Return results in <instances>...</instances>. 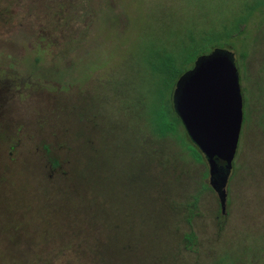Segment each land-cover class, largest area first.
Returning a JSON list of instances; mask_svg holds the SVG:
<instances>
[{
    "label": "rangeland",
    "instance_id": "374dc122",
    "mask_svg": "<svg viewBox=\"0 0 264 264\" xmlns=\"http://www.w3.org/2000/svg\"><path fill=\"white\" fill-rule=\"evenodd\" d=\"M243 20L229 49L245 106L226 209L201 192L200 249L184 252L190 226L175 204L202 189L207 166L154 134L145 57L179 55ZM256 249L264 0H0V264H248Z\"/></svg>",
    "mask_w": 264,
    "mask_h": 264
},
{
    "label": "water",
    "instance_id": "95a60500",
    "mask_svg": "<svg viewBox=\"0 0 264 264\" xmlns=\"http://www.w3.org/2000/svg\"><path fill=\"white\" fill-rule=\"evenodd\" d=\"M174 109L189 137L210 163L211 184L227 205V179L237 155L243 122L241 76L232 51L201 55L174 90ZM223 161L225 165L220 166Z\"/></svg>",
    "mask_w": 264,
    "mask_h": 264
},
{
    "label": "trees",
    "instance_id": "16d2710c",
    "mask_svg": "<svg viewBox=\"0 0 264 264\" xmlns=\"http://www.w3.org/2000/svg\"><path fill=\"white\" fill-rule=\"evenodd\" d=\"M243 22L245 21L243 20L239 22L233 27L232 30H229L226 35L220 33L218 35H208L207 37H204L203 40L206 41L204 44L195 45L185 51L182 50L181 54L179 55L169 52L166 50V48H155L149 52L147 59L145 57V61L150 68L154 82V88L152 89V92L154 94L155 101L154 105L152 106L150 117V122L153 124L154 134L159 138H164L167 136L176 138L184 146V148H186L188 154L196 162L205 163L207 166V170L204 172V179L201 182L202 189H200V191H198L196 194L188 197L184 202L175 204L176 209H174L176 212L181 214L182 221L186 222L190 226V229L181 234L177 240V247L184 252H196L198 249H200V239L197 232L193 228V221L200 214V195L202 191L207 189L214 191L216 190L211 184L210 163L208 159L191 140L180 117L177 115L174 109V90L179 78L188 70L193 68L195 61L199 56L208 54L215 48L223 47L228 50L235 48L236 44L235 42L233 43L231 41V38H234L236 33H242L243 30L241 29V25ZM210 44H212V48L210 47L211 49L208 46ZM208 49L210 50L207 51ZM157 151L159 150L157 149ZM51 165L53 166V169L56 167H61L60 161L56 159L52 160ZM219 165L223 166L225 163L221 161ZM229 175L227 179V185L229 181ZM208 178L209 181L207 180ZM218 197L220 200V207L222 208V202L219 193ZM165 258H168V256L166 255ZM103 264L108 263L103 262ZM218 264L235 263L233 261H229L227 258H222ZM248 264H264V253L260 254V250L256 249L252 259L250 258Z\"/></svg>",
    "mask_w": 264,
    "mask_h": 264
}]
</instances>
